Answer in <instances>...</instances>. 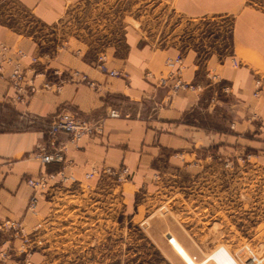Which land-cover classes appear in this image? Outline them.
I'll return each instance as SVG.
<instances>
[{"label": "crops", "instance_id": "0c3cea01", "mask_svg": "<svg viewBox=\"0 0 264 264\" xmlns=\"http://www.w3.org/2000/svg\"><path fill=\"white\" fill-rule=\"evenodd\" d=\"M76 1L0 0V41L39 58L34 66L30 59L22 61L25 70L31 67L40 74L38 86L49 78L65 80L60 92L40 90L26 103H18L9 87L11 69L7 68L6 79L0 78V105L11 109L22 125L0 129V223L21 222L28 233L38 225L39 217L27 209L34 191L25 180L60 170L62 164L42 165L35 152L46 142L48 118L63 109L93 122L105 120L102 135L85 137L76 145L67 134L58 137L57 145L69 163L66 171L76 182L85 181L87 174L97 170L91 181L98 183L110 175L106 170L126 167L129 174L125 180L138 183L151 173L181 166L211 151L238 154L264 149V131L258 126L264 124L262 8L250 5L249 0H162L190 18L231 17L232 52L224 55L200 45L183 50L153 47L139 33L129 32L122 45L106 51L107 71L123 74L111 77L97 66L96 56L81 47L79 38L72 36V48L50 59L45 56L50 46L41 33L33 35L21 26L26 15L45 28L55 26L69 3ZM73 50H80L82 56L77 57ZM180 55L183 80L196 84L198 90L174 92L172 82L159 85V79L176 68V64L169 66L168 60ZM233 60L240 65L234 66ZM82 76L95 87L85 84ZM257 81L261 87L255 96ZM112 109L123 117L109 118ZM20 246L19 240L9 242L0 237V264H16L13 252ZM36 255L33 253L32 259Z\"/></svg>", "mask_w": 264, "mask_h": 264}, {"label": "rangeland", "instance_id": "374dc122", "mask_svg": "<svg viewBox=\"0 0 264 264\" xmlns=\"http://www.w3.org/2000/svg\"><path fill=\"white\" fill-rule=\"evenodd\" d=\"M249 1L264 10V0ZM23 22L50 46L47 58L70 50L75 36L98 67L107 62V49L122 45L129 32L159 48L200 45L224 55L233 49L231 17L190 18L162 0H78L55 26L45 28L28 15ZM21 126L0 105V129ZM91 180L51 179L39 192V223L31 233L23 225L18 235L0 228L2 240L21 242L13 252L16 264H239L244 247L264 259L262 148L211 151L138 183L113 174Z\"/></svg>", "mask_w": 264, "mask_h": 264}, {"label": "built area", "instance_id": "2783aa9c", "mask_svg": "<svg viewBox=\"0 0 264 264\" xmlns=\"http://www.w3.org/2000/svg\"><path fill=\"white\" fill-rule=\"evenodd\" d=\"M30 59L31 65L34 66L39 62V58L34 56H29L27 53L18 48H13L5 42L0 41V78L6 79V70L7 68L11 69V72L8 76L9 87L13 92V98L18 103H26L34 94L40 90H51L55 92H60L65 80L58 79H46L43 84L38 86L36 84V78L40 75L35 72L33 68L25 70L22 67V61ZM174 70L169 71L166 76H163L159 79L160 86H169V83L172 82L171 89L174 92L180 90H198L199 87L190 82H186L182 78V72L184 69L182 56H178L175 60L169 59L168 65L174 66ZM235 66L238 65L237 61L234 60ZM100 70L104 73H108L111 77H120L121 74L115 71L108 72L105 65L99 66ZM78 73L71 76V80L77 76ZM56 77L60 76L58 73L55 74ZM217 79V78H215ZM82 81L90 87H95V83L90 81L87 76H82ZM261 87V82L257 81L256 83V92L255 96L259 95V89ZM227 92L228 88H224ZM109 118L118 119L123 117L117 109H112L108 114ZM264 130V124H262ZM105 129V120L93 122L88 118H85L77 113L60 110L55 115L50 116L47 120V132H46V142L41 145L38 150L35 152V156L40 160L41 164L46 166L53 163L62 164L60 170L57 172L51 173H42L36 178H27L25 181L33 189V195L28 203V211L36 213L40 191L44 190L51 179L60 177L62 180H70L71 176L68 175L66 169L69 163L66 160L63 149L57 145L58 137L60 134H67L69 140L73 144H78L85 137H95L97 135H102ZM49 149H51L49 151ZM108 174L115 175L119 180H125L129 174V169L123 167L119 171L106 170ZM98 173L97 170L86 175V178H93ZM22 223L13 220H7L0 223V228L3 230H13L16 231V234L22 232L19 230ZM27 243L28 240H25ZM168 242L172 245L173 240L168 239ZM25 243V244H26ZM195 259V258H194ZM237 262L239 264H262L263 258H258L254 256L252 250L248 247H244L240 252V257ZM196 260V259H195Z\"/></svg>", "mask_w": 264, "mask_h": 264}]
</instances>
